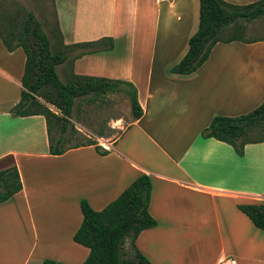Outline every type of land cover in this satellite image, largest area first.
Masks as SVG:
<instances>
[{
	"label": "crops",
	"instance_id": "obj_1",
	"mask_svg": "<svg viewBox=\"0 0 264 264\" xmlns=\"http://www.w3.org/2000/svg\"><path fill=\"white\" fill-rule=\"evenodd\" d=\"M52 9L59 49L100 41L66 50L72 73L130 83L141 116L108 127L121 132L98 143L106 155L92 146L48 155L43 118L10 112L24 55L0 40V170L14 165L21 183L0 204V264H81L88 250L71 239L78 202L99 211L141 174L149 178L147 211L156 225L134 246L150 264H264V232L236 208L264 202V143L246 144L237 156L200 137L213 116L242 115L264 101V38L215 44L197 70L175 75L169 69L196 31L197 0H52ZM38 246L54 249L35 255Z\"/></svg>",
	"mask_w": 264,
	"mask_h": 264
},
{
	"label": "trees",
	"instance_id": "obj_2",
	"mask_svg": "<svg viewBox=\"0 0 264 264\" xmlns=\"http://www.w3.org/2000/svg\"><path fill=\"white\" fill-rule=\"evenodd\" d=\"M197 3L196 31L187 40L183 58L169 69L170 74L193 73L206 61L215 44L262 40L246 41L242 34L249 24L264 18V0L246 5H232L223 0H197ZM3 17L1 23L11 19ZM0 40L6 51L20 48L24 55L19 100L10 112L19 117L39 115L43 118L48 155L60 156L67 150L85 146H92L98 155L107 154L95 140L80 137L70 123L75 99L85 97L88 103H93L108 93L121 92L128 100L131 119L140 118L136 91L128 82L75 75L71 67L65 82L59 80L55 67L66 63V50H84L100 44V41L62 46L59 51L52 53L49 39L30 12L25 13L17 33L11 30L2 32L0 29ZM263 134L264 101L242 115L213 116L201 130L200 137L224 143L235 155L241 156L246 144L264 143ZM97 137L103 136L97 134ZM20 190L16 167L10 165L1 169L0 204L7 202ZM149 193V178L141 174L99 211L92 210L84 200L78 202L81 221L71 239L88 250L81 264H150L134 246V240L141 231L156 225L147 211ZM236 208L253 227L264 232V202L237 205ZM126 244L128 251L124 247ZM41 264L62 263L44 259Z\"/></svg>",
	"mask_w": 264,
	"mask_h": 264
},
{
	"label": "rangeland",
	"instance_id": "obj_3",
	"mask_svg": "<svg viewBox=\"0 0 264 264\" xmlns=\"http://www.w3.org/2000/svg\"><path fill=\"white\" fill-rule=\"evenodd\" d=\"M26 12H30L40 24L42 32L49 39L51 52L59 51V39L55 28L52 0L0 1V21L3 16L6 20L11 18L4 23L0 22L1 31L11 30L13 33L20 31V24ZM242 38L246 41L264 38V18H260L249 24L244 29ZM122 46L123 41L119 40L116 44L117 51H120ZM69 67V63L55 67L57 76L61 82H65L69 74ZM115 71L119 72L117 69ZM2 91L6 95H10L12 92L11 87L6 84L3 85ZM129 119L131 117L126 96L121 92H114L106 94L101 100L93 103H88L85 97L75 99L69 121L81 135L80 137H88L95 140L98 145V143L104 144V142H109L119 136L120 130H111L108 127L119 125L121 120L123 121V126H125ZM97 134H101L103 137L98 138ZM261 137L264 140V134ZM7 164V160L2 161V167ZM124 247L128 251L127 244ZM52 249L54 247H40L36 250L35 255L49 254L53 251Z\"/></svg>",
	"mask_w": 264,
	"mask_h": 264
},
{
	"label": "built area",
	"instance_id": "obj_4",
	"mask_svg": "<svg viewBox=\"0 0 264 264\" xmlns=\"http://www.w3.org/2000/svg\"><path fill=\"white\" fill-rule=\"evenodd\" d=\"M218 264H235V260L233 258H225V259L219 260Z\"/></svg>",
	"mask_w": 264,
	"mask_h": 264
}]
</instances>
